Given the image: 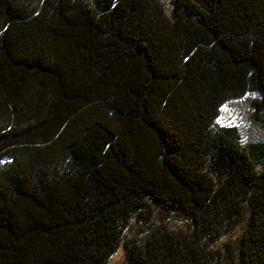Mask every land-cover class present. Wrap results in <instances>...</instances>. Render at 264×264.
<instances>
[{
	"label": "trees",
	"instance_id": "trees-1",
	"mask_svg": "<svg viewBox=\"0 0 264 264\" xmlns=\"http://www.w3.org/2000/svg\"><path fill=\"white\" fill-rule=\"evenodd\" d=\"M166 1L0 0V264H264V0Z\"/></svg>",
	"mask_w": 264,
	"mask_h": 264
},
{
	"label": "rangeland",
	"instance_id": "rangeland-1",
	"mask_svg": "<svg viewBox=\"0 0 264 264\" xmlns=\"http://www.w3.org/2000/svg\"><path fill=\"white\" fill-rule=\"evenodd\" d=\"M164 9H168L166 0H162ZM257 101L254 94L226 102L219 110L217 123L221 127H234L237 130L240 145L253 142H264V113L253 109L252 103ZM236 237V234L232 237ZM108 264H123L121 249Z\"/></svg>",
	"mask_w": 264,
	"mask_h": 264
}]
</instances>
